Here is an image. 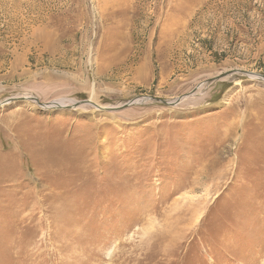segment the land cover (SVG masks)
Masks as SVG:
<instances>
[{"label":"rangeland","instance_id":"obj_1","mask_svg":"<svg viewBox=\"0 0 264 264\" xmlns=\"http://www.w3.org/2000/svg\"><path fill=\"white\" fill-rule=\"evenodd\" d=\"M258 75L264 0H0V264H264Z\"/></svg>","mask_w":264,"mask_h":264},{"label":"water","instance_id":"obj_2","mask_svg":"<svg viewBox=\"0 0 264 264\" xmlns=\"http://www.w3.org/2000/svg\"><path fill=\"white\" fill-rule=\"evenodd\" d=\"M223 76H225V75H218V76H216V77H214V78H211V79H209V80H207L206 82H205V84H210V83H213V82H216V81H218V79H220V78H222ZM259 76V75H258ZM255 77V76H254ZM261 78H262V80H263V82H264V77H262V76H260ZM139 99V98H138ZM138 99H135V100H132V101H129V102H127L125 105H123V106H121V107H119V108H105V109H99L97 106H95L93 103H91L90 101H85V102H77V103H72V105H70V106H67V105H64V106H61V105H59V104H55L54 106H50V107H54V108H57V109H74V108H77V107H81V106H91V107H93V108H95V109H98V110H100V111H108V112H114V111H118V110H121V109H124V108H128V107H130V106H133V105H137V104H139V103H137L136 102V100H138ZM178 99H181V98H178ZM178 99H175L174 100V103H166V102H164V101H161V100H157V99H155V98H150V97H144V99H143V101H153V102H157V103H161L162 105H166V106H174V105H178V103H179V100ZM13 99H8V100H6V102H4V103H8V102H10V101H12ZM26 101L28 100V101H34L35 103H38L35 99H33V98H29V99H25ZM137 103V104H136ZM42 108H49V107H47L46 105H40Z\"/></svg>","mask_w":264,"mask_h":264},{"label":"bare ground","instance_id":"obj_3","mask_svg":"<svg viewBox=\"0 0 264 264\" xmlns=\"http://www.w3.org/2000/svg\"><path fill=\"white\" fill-rule=\"evenodd\" d=\"M253 75H251V77H252ZM260 77L259 76H255V77H253L252 79L253 80H260L259 79ZM261 80H262V78H261ZM93 95H94V92H92V98L91 99H93ZM190 96H195V93L192 95V94H189L188 96H186L184 99H178L179 100V103L178 104H181V103H183V102H185V101H188L189 100V98H191ZM21 99V98H20ZM59 102V104L62 106V104L63 105H66V104H72L73 103V101H66V100H61V101H58ZM58 102H56V103H58ZM136 102L137 103H140V102H144L143 101V99H141V100H136ZM136 103V104H137ZM166 103H171V102H166ZM172 103H174V101L172 102ZM95 105V104H94ZM177 105V104H176ZM95 106H97V105H95ZM99 109H105V108H101V107H99V106H97ZM109 108H113V107H109Z\"/></svg>","mask_w":264,"mask_h":264}]
</instances>
